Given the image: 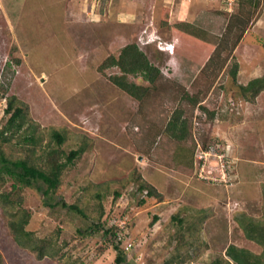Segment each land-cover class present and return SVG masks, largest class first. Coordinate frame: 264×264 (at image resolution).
<instances>
[{
  "label": "rangeland",
  "instance_id": "obj_1",
  "mask_svg": "<svg viewBox=\"0 0 264 264\" xmlns=\"http://www.w3.org/2000/svg\"><path fill=\"white\" fill-rule=\"evenodd\" d=\"M14 1L0 0V128L5 96L15 95L45 128L37 151L51 144V125L66 129V152L87 148L50 193L53 207L23 190L26 228L55 255L18 246L0 203V264H115L109 235L91 230L97 223L119 230L131 264H209L231 243L260 254L239 221L264 220V91L248 101L239 85L264 75V0ZM157 36L174 40V51L146 44ZM132 41L160 69L152 84L126 75L147 87L141 99L112 83L118 67L99 68ZM175 109L187 120L181 140L164 132ZM16 142L3 144L11 158L23 155ZM140 181L161 199L140 192Z\"/></svg>",
  "mask_w": 264,
  "mask_h": 264
},
{
  "label": "trees",
  "instance_id": "obj_2",
  "mask_svg": "<svg viewBox=\"0 0 264 264\" xmlns=\"http://www.w3.org/2000/svg\"><path fill=\"white\" fill-rule=\"evenodd\" d=\"M234 18L238 20L236 16ZM236 23H239V21ZM244 24V20L239 23V25ZM110 66H116L121 71L120 75L110 76L112 83L135 99H141L147 87L127 81L126 75L141 74L145 80L152 84L156 81L160 72L159 67L154 65L144 51L133 41L125 44L117 56L109 55L106 57L99 65V68L103 70ZM236 68L237 65L235 64L232 70L233 77L236 76ZM239 88L245 99L254 101L256 96L261 91H264V75L252 78L246 84H240ZM184 96L193 104L197 102L196 97L193 95L184 93ZM5 100L6 105L3 109V114L6 119L0 128V187L9 181L11 182V187L10 190H0V203L10 206V216L6 221V226L14 242L18 246L31 251L37 259H41L44 256H54L56 252L50 242L44 238L35 239L33 231L26 228L31 218V213L23 207V190L25 188H33L41 191L42 195L49 198H43L44 203L53 207L54 203L51 202L53 196L50 193H56L61 186L64 170L75 159L83 155L87 146L84 141L77 148L66 152L61 147L68 136L66 129L51 125L47 128L48 131L46 133V136L50 138L51 144H47V147H41V152L37 151L45 135V128H40L38 123L31 118L27 105L18 97L9 95L5 96ZM209 114L210 117H213V112ZM164 132L180 140L187 136V120L182 117L180 109H175L172 113L165 125ZM15 140L23 155L11 158L5 154L3 144H8ZM40 185L44 187L42 188ZM138 190L140 192L145 191V196L149 198L161 199L162 197V194L156 190L154 185L147 181H140ZM96 196L101 199V193H97ZM115 196H119L118 191L115 192ZM58 201L61 202L64 208L74 211L83 217L88 216L77 202L66 203L62 199ZM58 201L55 203L57 204ZM140 202L142 204L145 203V198H142ZM98 204L100 208L98 218L100 219L103 217L104 209L101 200H99ZM154 219H157L156 215ZM242 219H240L239 223L241 226L243 225L245 235L262 246V252L256 254L244 247L231 243L225 248L223 256H218L209 264H264V220L254 221V219L244 215ZM178 220L182 222V219L179 218ZM93 226L91 230L92 228H102L105 235H109V239L112 241L111 247L115 250V264H131L127 260V251L124 247H121L122 239L118 234L119 230L113 225L105 228L102 224L97 223ZM164 264H169V262Z\"/></svg>",
  "mask_w": 264,
  "mask_h": 264
},
{
  "label": "clouds",
  "instance_id": "obj_3",
  "mask_svg": "<svg viewBox=\"0 0 264 264\" xmlns=\"http://www.w3.org/2000/svg\"><path fill=\"white\" fill-rule=\"evenodd\" d=\"M156 41L157 43V48H159V46H162L163 49L161 50H165V51H168L169 53H172L174 51V45H175V42L174 40H170V41H162L160 39L159 36L155 37L154 39H149L146 41V44H149L150 42H154ZM159 43V44H158ZM167 44V47H164L165 45Z\"/></svg>",
  "mask_w": 264,
  "mask_h": 264
},
{
  "label": "crops",
  "instance_id": "obj_4",
  "mask_svg": "<svg viewBox=\"0 0 264 264\" xmlns=\"http://www.w3.org/2000/svg\"><path fill=\"white\" fill-rule=\"evenodd\" d=\"M14 1V0H13ZM23 1V0H22ZM66 1V3H67V1L69 2L70 0H63V2H65ZM15 2V1H14ZM74 2H76V1H74ZM16 4V3H15ZM65 4V3H64ZM66 5V4H65ZM66 8V7H65ZM5 12V11H4ZM262 18H259V19H261V20H263V16H261Z\"/></svg>",
  "mask_w": 264,
  "mask_h": 264
},
{
  "label": "built area",
  "instance_id": "obj_5",
  "mask_svg": "<svg viewBox=\"0 0 264 264\" xmlns=\"http://www.w3.org/2000/svg\"><path fill=\"white\" fill-rule=\"evenodd\" d=\"M232 0H225V2L231 3ZM167 47V44L164 46ZM159 48H163L162 46H159Z\"/></svg>",
  "mask_w": 264,
  "mask_h": 264
}]
</instances>
